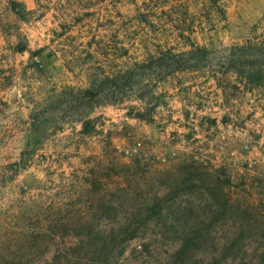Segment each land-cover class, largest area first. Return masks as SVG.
Masks as SVG:
<instances>
[{"label":"rangeland","instance_id":"374dc122","mask_svg":"<svg viewBox=\"0 0 264 264\" xmlns=\"http://www.w3.org/2000/svg\"><path fill=\"white\" fill-rule=\"evenodd\" d=\"M16 1L18 14L0 0V264L22 255L27 217L43 226L62 171L92 167L102 183L151 184L160 159L185 154L219 175L218 196L249 202L256 258L264 248V84L241 81L228 59L238 45H264V0ZM196 47L205 56L185 66L162 55ZM136 61L144 78L121 101L79 99V89ZM138 110L150 122L131 116ZM83 117L98 118L99 134L79 135ZM132 153L143 159L127 172ZM185 197L212 195L203 188ZM176 248L151 225L119 262L167 264Z\"/></svg>","mask_w":264,"mask_h":264},{"label":"trees","instance_id":"16d2710c","mask_svg":"<svg viewBox=\"0 0 264 264\" xmlns=\"http://www.w3.org/2000/svg\"><path fill=\"white\" fill-rule=\"evenodd\" d=\"M5 1L15 13L22 12L21 6L15 7L18 1ZM236 49L228 59V68L246 84L263 85L264 45L247 42ZM162 55L185 66L189 60L205 56V50L170 49ZM142 63L136 61L125 74L79 89V99L121 101L125 88L132 90L144 78ZM176 70L179 68L166 74ZM131 116L151 120L140 110ZM97 120L81 118L79 135L99 134ZM130 158L124 164L127 172L133 164L140 166L143 159L133 153ZM201 160L197 154L160 159L164 163L152 172L151 184L148 180L141 184L102 183L92 167L82 169L81 174L62 171L61 196L47 205L43 226H33L27 217L25 229L18 231L25 240L22 255L19 250L1 264H122L119 259L127 243L151 225L159 227L164 239L177 244L167 264H264V248L249 259V202L218 196L225 187L218 181L219 175L207 170ZM205 177L210 179L208 184ZM203 188L212 195L210 199L184 198ZM225 225L234 229L218 234Z\"/></svg>","mask_w":264,"mask_h":264}]
</instances>
